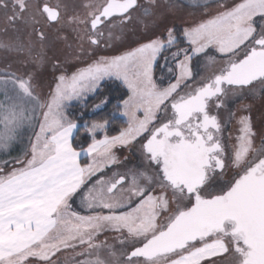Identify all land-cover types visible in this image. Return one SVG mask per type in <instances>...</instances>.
Instances as JSON below:
<instances>
[{
  "label": "snow or ice",
  "instance_id": "1",
  "mask_svg": "<svg viewBox=\"0 0 264 264\" xmlns=\"http://www.w3.org/2000/svg\"><path fill=\"white\" fill-rule=\"evenodd\" d=\"M0 32V264H264V130L231 107L264 90V0H0Z\"/></svg>",
  "mask_w": 264,
  "mask_h": 264
},
{
  "label": "rangeland",
  "instance_id": "2",
  "mask_svg": "<svg viewBox=\"0 0 264 264\" xmlns=\"http://www.w3.org/2000/svg\"><path fill=\"white\" fill-rule=\"evenodd\" d=\"M53 2H55V0H53ZM140 2L144 3L145 0H140ZM189 11L190 10H185L184 12L178 14V18L175 19V23L177 26H180L182 24V22H184V21H191L193 19V17L188 14ZM134 15H135V13H134ZM172 20H173V17H169V19H168L169 26H171ZM129 29H135V34L133 35V34L129 33L127 35V45L134 47L135 44L133 42L141 39L143 36V33H142L141 28L135 24V21L133 22L132 25H129ZM0 38H4V34L2 32H0ZM49 38H50V47L48 49L47 56L49 58L55 57L59 61L63 62L66 58V53L68 51L65 43L63 41H57L55 39V34L52 32L49 33ZM117 44H118V42H114V47L111 49H108V50H104L103 47H101V49H99L97 51V55H115V54H118L119 51L123 50V47H117L116 46ZM5 55H6L5 53L0 52V68L5 67L6 63H12L14 69H18L20 67L19 64L16 62L17 61L16 57H9L7 59V61H5ZM19 59L22 60V59H24V57H20ZM161 63H163L162 59H161ZM161 71H164V69H161L158 65L156 68V71H155V75L159 76ZM53 75H54V72H53V69L51 66V62H49V63L45 64V66H43V68L38 72L37 80L40 82L41 85H46L49 81H51L53 79ZM111 82L120 83L118 81H106L102 84H107V83H111ZM90 96H92V95H90ZM256 96H264V90H261L259 85H257V95ZM105 97H108V96L106 94H103L100 98H98L96 101H94L87 109H83V110H79V111L85 112V115L94 114L97 111L93 112L91 110L92 105L99 103ZM76 106H78V105H76ZM11 155L15 156V155H17V153L15 152L14 154H11ZM120 155H121V157H123L125 155H130V154L128 153V150L125 149L120 153ZM6 158L7 157L0 156V159H6ZM82 162L86 163L87 161L82 160ZM111 235L112 234L110 233L109 237H111ZM101 239H104V237L101 236Z\"/></svg>",
  "mask_w": 264,
  "mask_h": 264
},
{
  "label": "trees",
  "instance_id": "3",
  "mask_svg": "<svg viewBox=\"0 0 264 264\" xmlns=\"http://www.w3.org/2000/svg\"><path fill=\"white\" fill-rule=\"evenodd\" d=\"M121 93H124L126 95V89L122 88L120 83L117 82H111L107 84H102L101 88L95 93V95L89 96L87 100V107L81 108L79 105L75 106L74 111L79 114L83 109H87L94 101H96L98 98H100L103 94H106L109 98V103L107 106L103 109V111H97L92 115H84L83 118L80 120V123L83 124L84 121L91 122L94 119H100L101 117L105 116L107 113L111 112L113 110V106L117 103L118 99H123V95ZM85 113V112H84ZM123 126V120L117 119L114 121L112 125V129L118 130L119 127ZM84 132V129L81 128L80 134ZM109 134H115L114 131H110ZM86 146V144H85ZM15 152L11 153L14 154Z\"/></svg>",
  "mask_w": 264,
  "mask_h": 264
},
{
  "label": "flooded vegetation",
  "instance_id": "4",
  "mask_svg": "<svg viewBox=\"0 0 264 264\" xmlns=\"http://www.w3.org/2000/svg\"><path fill=\"white\" fill-rule=\"evenodd\" d=\"M251 104L253 106V118L256 121L257 131L264 130V121L260 120L261 115H264V96H256L254 99L245 97L241 100H237L234 104L231 105L233 109H236L239 104ZM235 132V121L229 125L227 132ZM259 139V138H258Z\"/></svg>",
  "mask_w": 264,
  "mask_h": 264
}]
</instances>
